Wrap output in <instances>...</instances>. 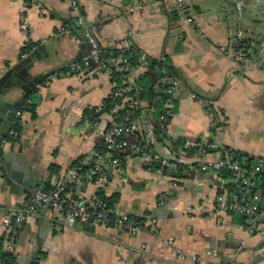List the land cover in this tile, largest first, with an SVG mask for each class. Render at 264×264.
Returning <instances> with one entry per match:
<instances>
[{
    "label": "crops",
    "instance_id": "1",
    "mask_svg": "<svg viewBox=\"0 0 264 264\" xmlns=\"http://www.w3.org/2000/svg\"><path fill=\"white\" fill-rule=\"evenodd\" d=\"M28 1L0 0V77L21 57L26 41L20 28L23 13L30 22L32 42H39L32 51L42 47L31 75H52L36 86L37 117L23 113L19 139L4 144L3 158L14 164L21 158L33 171L34 188L52 189L69 176L76 162L102 145V133L114 116L101 115L96 128L85 126L83 117L89 107L102 106L113 82L105 70L88 76L56 75L78 61L81 51L80 44L61 30L75 23L70 0H38L44 15ZM77 1L85 19L83 40L87 30L102 49L142 48L151 58L164 59L182 80L173 93L174 112L166 136L156 135L151 122L146 127L153 149L186 166L191 156H182V147L175 149L174 143L186 138L188 144L207 136L220 147L205 156L207 162L221 159L225 149L264 159V0H244L240 9L235 0H184L183 7L177 0ZM239 32L256 38L259 61L243 72L222 51ZM146 71V65L140 66L131 79ZM23 93L15 88L11 102ZM203 100L215 101L221 116L222 126L214 133ZM53 165L58 171H51ZM227 177L225 170H196L193 176L173 177L151 169L135 156L124 158L122 168L111 173L107 185L84 182L72 194L88 203L100 193L106 198L117 195L118 207L143 219L145 227L139 233L102 224L91 225L95 229L89 231L80 223L64 221L58 210L43 206L27 217L13 239L18 263H25L40 238L44 245L35 264H195L182 260L176 249L219 264H264V238L246 232L243 216L214 215L217 195L228 188ZM27 196L13 193L0 176V236L4 220L20 209ZM152 225L159 230L157 234L150 232ZM169 239L176 249L167 244ZM209 251L214 254L208 255Z\"/></svg>",
    "mask_w": 264,
    "mask_h": 264
},
{
    "label": "built area",
    "instance_id": "2",
    "mask_svg": "<svg viewBox=\"0 0 264 264\" xmlns=\"http://www.w3.org/2000/svg\"><path fill=\"white\" fill-rule=\"evenodd\" d=\"M235 2L239 9L244 4V0H235ZM177 3L179 7L184 6V0H177ZM70 4L76 17V25L85 28V19L78 1L70 0ZM28 5L36 7L41 15H44L46 12L38 0H29ZM138 8L144 9L143 4L138 3ZM20 28L25 35L26 41L24 47H26L32 43V39L30 22L25 13L20 16ZM61 30L71 35L78 44L88 39L93 41L91 34L87 30V39L85 40L75 35L70 28L63 27ZM241 39H248L251 46L256 41V38L245 37L239 32L233 36L229 47L223 48L222 51L243 72L257 66L259 61L257 53L252 48L245 51L243 48L236 47L238 41ZM128 47L125 46L122 48L127 49ZM99 52L100 49L95 45L92 52L83 57L81 61L69 64L66 67L65 75L80 74L88 76L98 70L107 71L113 82L110 96L115 101L114 110L115 112L125 110L126 115L120 120H116L114 117L113 123L102 133L104 146L101 149H93L82 157L80 166L72 167L69 176L61 178L52 189H31L28 193L27 200L21 205L20 209L4 220V233L9 231L13 232L11 238L6 241L5 248L9 252L16 253L13 239L17 237L27 217L43 206H49L58 210L63 215L64 221H67L69 224L77 222L83 226L98 224L111 225L120 231L137 234L145 227L143 222L136 221L116 204L110 205L105 198L96 197L90 203L85 200H78L72 194V190L84 182L98 183L103 186L107 185L111 173L122 168L124 158L132 156L137 157L144 165L159 173H164L166 168H176L179 165H183L178 160L171 161L153 149L148 132H146L147 141L145 143L130 140V136L146 131V127L150 126L151 119L158 113L160 126L166 134L169 121L173 117L174 112L173 93L181 87L182 80L177 75L170 73L169 66L165 62L162 63L164 59L158 58L161 75L157 79L153 91L156 94L165 96L164 106L161 110L155 106L147 107L146 102L144 103L138 98L130 96L131 92L134 91V83L131 77L140 66H145L151 58L147 51L139 48L141 65L137 66L124 65L128 61V57H122L119 61L109 60L105 62L102 60ZM28 55V53H22L21 58H25ZM119 62L122 64L119 65V69L130 72L129 77L119 79L113 75L114 70L112 65H118ZM203 103L210 120V131L214 133L221 128L218 125L222 121L221 116L215 106V101L203 100ZM92 108L89 107L88 109ZM23 113L24 111L20 108L7 139L16 138L19 135L17 127L23 124ZM83 123L90 128L97 127V124L90 121L86 116L83 117ZM195 140L181 148L182 156H188V151H192L190 155V168L205 172L214 171L215 173H220L225 170L228 173V188H225L222 193L217 195L214 215L218 217L224 214L241 215L245 220L246 232L249 235L256 234L264 238V159H256L253 164L247 166L244 161L226 152L221 159L214 162H207L205 156L212 151L218 150L220 148L219 144L207 136H200ZM4 144L0 147V174L4 167ZM116 150L128 151V153L124 157L115 156L114 151ZM173 208L176 211H180L177 205L173 206ZM56 226L58 229L62 228V225L59 223ZM158 231L155 225L151 226V233L157 234ZM167 244L176 249L172 239H169ZM176 251L179 257L185 261H191L195 264H219L216 261L210 262L197 255H188L180 249H176ZM213 254V251L208 252V255Z\"/></svg>",
    "mask_w": 264,
    "mask_h": 264
},
{
    "label": "trees",
    "instance_id": "3",
    "mask_svg": "<svg viewBox=\"0 0 264 264\" xmlns=\"http://www.w3.org/2000/svg\"><path fill=\"white\" fill-rule=\"evenodd\" d=\"M64 27L70 28L72 32L77 35L78 37L84 39L85 37V31L80 26H77L76 23L72 24H65ZM39 44V42H32L28 46L24 47L22 50V53H31L32 49L36 47ZM237 48H243L245 51L252 48L253 51L256 52V48L254 45L251 46L250 41L248 39H241L238 41ZM101 58L103 61L108 62L109 60L119 61L122 57H128V61L124 63V65L128 66H137L141 65L140 62V53L139 48L135 46H129L127 49H123L122 47H116V48H101ZM22 58L19 57V60ZM167 62L164 60L162 63ZM119 65H122L121 62L118 63V65H112V68L114 70L113 75L119 79L126 78L130 76V72L126 70L119 69ZM168 65V64H167ZM147 71L145 74L138 78L133 80L134 83V91L131 92L130 96H133L135 98H138L141 101L146 102L147 107L155 106L157 109L161 110L164 106L165 96L156 94L153 91V87L161 75L160 71V62L159 59L150 58V60L146 64ZM169 66V65H168ZM170 73L174 74L172 69L170 68ZM66 73V68L60 70L57 72L56 75L61 76ZM40 99L38 95V89L37 87L31 89L28 96L24 97L21 109L25 111H29L32 113L33 118L37 117V107L39 106ZM115 101L111 98L109 95L103 102L101 107H93L92 109H87L84 112V116L88 117L90 121L97 122L100 119V116L108 113L112 114L116 120H120L126 115L125 110H118L115 112ZM128 109V108H127ZM170 122V121H169ZM151 123L153 124V131L156 135H158L160 138L166 136L164 131L162 130L160 126L159 121V113L155 114L153 118L151 119ZM219 126H222V121L218 124ZM17 130L19 131V135L22 131V126L17 127ZM19 135L16 138H8V141H11L12 143H15L19 139ZM130 140L132 141H138L140 143H145L147 141L145 131L130 136ZM196 141V140H194ZM187 142L186 138L178 139L174 143L175 149H179L181 147H184ZM104 146L103 142L102 145H99L97 148L101 149ZM226 152L233 154L236 158L242 160L245 162V165H251L256 161V158L249 156L246 153H243L241 151L233 150V149H225ZM192 151H188V155H191ZM128 151H114L115 156H121L124 157ZM82 159V158H81ZM81 159L76 162L72 167L80 166ZM196 165V164H195ZM51 171L55 172L58 171L56 166L51 167ZM196 170H193L190 168L189 165H179L176 168H166L164 170V173L170 174L173 177H187V176H193ZM228 175V173H227ZM47 190H50V186H46ZM100 198H105L110 205H115L118 200V196L115 195L111 198H106L102 195V193L99 194ZM264 201V198H263ZM136 221L143 222V219L133 217ZM144 223V222H143ZM13 234L12 231H9L7 233H4L0 236V264H19L18 263V255L16 253H12L6 250L5 243L8 239L11 238V235Z\"/></svg>",
    "mask_w": 264,
    "mask_h": 264
},
{
    "label": "water",
    "instance_id": "4",
    "mask_svg": "<svg viewBox=\"0 0 264 264\" xmlns=\"http://www.w3.org/2000/svg\"><path fill=\"white\" fill-rule=\"evenodd\" d=\"M236 5V2H234ZM92 40H85L80 44L81 51L79 53V60L89 55L94 46L95 40L92 36ZM100 49L101 54V47ZM42 47H37L25 58L19 60L14 66L9 68L2 77H0V147L7 140L8 134L12 129L13 122L16 119L17 112L22 106L24 97L28 96L31 89L35 88L42 82H44L52 74H44L33 76L31 70L35 67L36 61L40 59L39 53ZM75 62V63H76ZM21 88L23 90V97L14 103L11 102V92L15 88ZM0 176L3 178L5 184L9 186L13 193H29L31 189L35 187L34 174L29 166L23 162L20 158L17 159L16 163L4 160V167ZM46 209L49 206H45ZM78 224L77 222L74 223ZM94 226L88 225L87 230L94 231ZM37 247L32 252L31 256L26 259L25 263L22 264H35L39 261L44 241L37 238Z\"/></svg>",
    "mask_w": 264,
    "mask_h": 264
}]
</instances>
